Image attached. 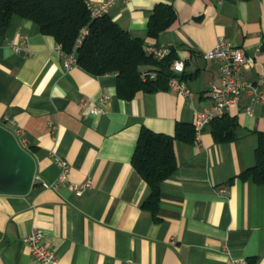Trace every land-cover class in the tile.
Instances as JSON below:
<instances>
[{
  "label": "crops",
  "instance_id": "0c3cea01",
  "mask_svg": "<svg viewBox=\"0 0 264 264\" xmlns=\"http://www.w3.org/2000/svg\"><path fill=\"white\" fill-rule=\"evenodd\" d=\"M157 3L171 5L175 19L152 37L147 22ZM107 15L183 58L180 76L192 97L167 87L121 98L114 73L66 68L54 38L13 15L0 29V125L23 130L34 176L26 193L0 192V264H44L21 240L33 228L58 264H264V182L238 177L255 163L264 101L243 93L229 105L237 121L231 141L216 142L209 124L191 142L174 139L177 167L161 182L154 213L141 205L149 188L131 164L141 127L173 135L177 122L193 125L195 111L212 102L220 61L203 54L217 37L249 54L258 49L242 77L264 86V0H118ZM56 157L68 161L71 181L92 187L80 195L44 187L57 177Z\"/></svg>",
  "mask_w": 264,
  "mask_h": 264
},
{
  "label": "trees",
  "instance_id": "16d2710c",
  "mask_svg": "<svg viewBox=\"0 0 264 264\" xmlns=\"http://www.w3.org/2000/svg\"><path fill=\"white\" fill-rule=\"evenodd\" d=\"M13 15L33 21L41 33L51 35L66 52L72 51L80 28L86 26L87 32L75 48L76 63L94 75L115 73L116 93L121 98H131L139 90L168 87L169 65L175 57L173 50L163 59L155 60L144 52L142 38L130 34L107 14L91 17L85 0H0V29ZM174 19L175 11L171 5L157 3L147 22V35L156 37ZM143 67L154 68L156 76L142 79L140 70ZM236 125V119L227 113L209 123L216 142L233 140ZM174 139L191 142L194 139L192 123L177 122L173 135L143 126L136 139L131 164L148 185L149 194L141 205L152 213L157 209L161 182L177 167ZM254 154L255 163L240 171L238 177L263 183V131L257 133Z\"/></svg>",
  "mask_w": 264,
  "mask_h": 264
},
{
  "label": "built area",
  "instance_id": "2783aa9c",
  "mask_svg": "<svg viewBox=\"0 0 264 264\" xmlns=\"http://www.w3.org/2000/svg\"><path fill=\"white\" fill-rule=\"evenodd\" d=\"M115 1L118 0H85V4L89 11V15L91 17H97L107 14L110 6ZM86 32V26L80 28L75 46L70 52L64 51L60 45L57 44L63 65L66 68L76 64L75 48L81 42ZM11 46L16 51L26 49L23 43L18 44L11 42ZM143 50L155 60H161L167 56L172 49L167 44L149 41L143 43ZM257 52L258 49H256L255 53L249 54L242 46L233 45L224 36H219L213 47L203 54L205 58H215L220 61V76L217 82L210 85L209 91L212 102L195 111L193 125L194 136L196 138L199 136L203 127L209 124L212 119L226 113L229 105L237 102L241 94L246 93L253 100L264 101V86L261 84V79L258 81H249L242 77V71L254 63ZM169 69L171 74L167 80L168 88L182 96L191 98L192 91L180 76L184 69V59L174 57L170 62ZM155 76L156 70L154 68L143 67L140 70V77L142 79L154 78ZM107 97L108 95L105 94L101 99H106ZM81 104L83 106L88 104L91 112L100 110V107L94 101L89 103L86 100H82ZM246 110L249 111L250 108L246 107ZM10 131L13 133L18 143L24 147L25 139L23 130L20 127H16ZM56 163L59 166L57 177L55 181L43 182L44 187L57 188L60 185H66L77 195L82 194L92 187L89 180L71 181L68 178L69 163L66 159L56 157ZM225 190L224 186L218 188L219 192H225ZM21 240L39 262L44 264H58V256L44 244L43 231L40 228L31 229L22 236ZM234 264H247V262L244 258H236L234 259Z\"/></svg>",
  "mask_w": 264,
  "mask_h": 264
},
{
  "label": "water",
  "instance_id": "95a60500",
  "mask_svg": "<svg viewBox=\"0 0 264 264\" xmlns=\"http://www.w3.org/2000/svg\"><path fill=\"white\" fill-rule=\"evenodd\" d=\"M34 176V160L13 133L0 125V192L26 193Z\"/></svg>",
  "mask_w": 264,
  "mask_h": 264
}]
</instances>
